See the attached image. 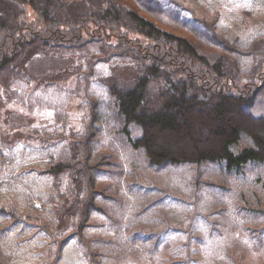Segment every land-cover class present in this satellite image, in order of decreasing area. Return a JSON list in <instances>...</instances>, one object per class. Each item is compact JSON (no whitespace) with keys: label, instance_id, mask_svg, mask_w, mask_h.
<instances>
[{"label":"trees","instance_id":"1","mask_svg":"<svg viewBox=\"0 0 264 264\" xmlns=\"http://www.w3.org/2000/svg\"><path fill=\"white\" fill-rule=\"evenodd\" d=\"M182 3L0 0V82L5 80L0 90L8 91L16 83L8 95L12 103L20 100L30 112L51 109L59 114L62 108L48 105L41 93L35 96L33 89L27 88L30 79L24 64L30 51L73 53L91 67L100 62L130 64L138 73L133 86L106 85L111 86L104 98L106 131L122 133L126 123L134 124L140 136L126 144L142 151L150 167L190 164L197 168L223 162L227 170H239L251 161L264 164V115L251 112L249 99L264 84V36L240 40L220 29L219 17H199ZM165 11H169L167 15ZM46 18L62 22H57V28L54 22L57 31ZM84 76L79 74L80 79ZM151 82L160 83L155 92L150 89ZM78 84L83 85L81 81ZM263 93V89L259 91V95ZM93 101L89 100L93 125L103 133L105 129L94 122L97 107ZM233 111L239 119L230 117ZM100 137L94 133V142L84 143L77 140L81 134H75L73 140L82 145L49 150L35 158L43 161L36 169H25L23 159L10 160L7 154H12L0 141V177L9 186L22 187L16 204H0V264H14L21 244L35 234L51 237L56 244L55 259L70 238L87 241L86 233L96 225L94 214L106 213L105 202L112 198L109 185L99 180L112 176L116 153L99 150ZM241 141L247 145L238 147ZM34 176L46 180L42 195L30 190L31 195L25 188L24 181L35 180ZM20 204L24 210L20 211ZM38 208L45 211L41 219L31 211ZM64 216L71 221L63 228L65 233L56 238V220ZM34 227L40 232L25 238ZM12 242L15 245L10 250ZM52 256L50 250L46 260Z\"/></svg>","mask_w":264,"mask_h":264},{"label":"rangeland","instance_id":"2","mask_svg":"<svg viewBox=\"0 0 264 264\" xmlns=\"http://www.w3.org/2000/svg\"><path fill=\"white\" fill-rule=\"evenodd\" d=\"M182 1L194 15L219 17L220 29L228 35L239 36L240 40L264 36L261 0ZM24 69L30 79L27 88L33 89L35 96L41 93L48 105L62 108L65 114L51 109L30 112L20 100L12 103L9 92L2 87L0 141L12 154H7L9 159H23L25 169H36L43 161L35 158L49 150L58 151L61 146L71 150L82 145L73 140L75 134H81L78 141L87 143L95 133L101 136L99 150L116 153L117 165L111 168L114 172L110 178L99 180L109 185L112 198L105 202L106 213L94 214L96 225L86 233L85 243L70 238L55 259L56 244L51 237L35 234L21 244L14 264H264L263 163L251 161L239 170H227L223 162L197 168L190 164L150 167L142 151L126 144L140 136L135 125L126 123L122 133L110 132L104 119V98L111 87L106 85L133 86L138 77L134 66L100 62L91 67L73 53L33 50L28 53ZM80 73L86 78L80 79ZM159 85L151 82L149 86L155 92ZM262 89L264 84L249 98L256 116L264 115V93L259 95ZM90 99L97 107L95 125L102 126L103 133L93 125ZM237 116L235 111L230 115L239 119ZM109 122L114 124V120ZM36 128L38 131H31ZM48 145L53 146L42 147ZM239 145L247 143L241 141ZM38 177L24 181L30 194L44 193L46 180ZM8 184L0 177V204H16L18 200L21 185ZM19 209L25 208L20 204ZM38 209L31 211L41 219L45 211ZM56 221L53 231L57 238L65 233L63 228L71 219L64 216ZM34 231L40 232L31 228L25 238ZM14 245L9 244L10 250ZM50 250L53 256L46 260Z\"/></svg>","mask_w":264,"mask_h":264},{"label":"bare ground","instance_id":"3","mask_svg":"<svg viewBox=\"0 0 264 264\" xmlns=\"http://www.w3.org/2000/svg\"><path fill=\"white\" fill-rule=\"evenodd\" d=\"M51 16H52V15H50V17H51ZM83 16H86V15H83ZM53 18H54V17H53ZM86 18H87V17H86ZM49 19H51L52 22H51V21H48ZM49 19L46 18V20H47L49 23H50V22H51V23H54V22H55V21H53L54 19H52V18H49ZM83 19H84V18H83ZM87 19L90 20L89 18H87ZM87 19H85V20H87ZM55 20H56V19H55ZM85 20H84V21H85ZM44 21H45V20H44ZM45 22H46V21H45ZM48 22H47L46 24H48ZM57 22H58V23H59V22L62 23L61 21H56L55 23H57ZM86 22L89 23V21H86ZM51 23H50L49 25H51ZM55 23L52 24L53 27H51V26H49V27H51L52 29H55ZM58 23L56 24V28H57V27H60V25H59ZM57 25H59V26H57ZM85 25H86V24H85ZM88 25H89V24H88ZM88 25H86V27H87ZM47 26H48V25H47ZM114 26H115V25H114ZM114 26H113V28L117 29V27H114ZM117 26H119V27H123V26H121L120 24H118ZM52 29H51V30H52ZM120 29H123V28H120ZM120 29L118 28L117 30L120 31ZM126 29H127V28H126ZM126 29H125V30H126ZM51 30H50V31H51ZM55 30L57 31V29H55ZM117 30H116V31H117ZM126 31L128 32V29H127ZM126 31H124V32H126ZM131 32H133V31H131ZM131 32H130V33H131ZM49 33H51V32H49ZM121 33H123V32H121ZM121 33L119 32V33H117V34L121 35ZM51 34H52V33H51ZM128 34H129V32H128ZM125 35H127V34H125ZM116 36H117V35H116ZM129 36H131V34H129L128 37H129ZM16 38H17V37H16ZM16 38H15V40H17ZM123 38H124V37H123ZM15 40H13V41L15 42ZM17 41H18V40H17ZM19 41H20V40H19ZM20 42H21V41H20ZM19 44H20V43H19ZM14 45H16V44H14ZM17 45H18V44H17ZM17 45H16V46H17ZM4 79H6V78H4ZM4 79H3V80H4ZM0 80H1V79H0ZM4 81H5V80H4ZM4 81H1V82H4ZM9 81H10V80H8V82H9ZM1 82H0V86H1ZM5 83L7 84V80H6ZM5 83H4V87L6 88V86H5L6 84H5ZM10 83H11V81H10ZM10 83H9V84H10ZM15 84H16V83H15ZM15 84L13 83V84L10 85V86L7 85V86L10 87V89L8 90L9 93L13 92V91H12V90H13V85H15ZM18 84H21V83H17V85H18ZM2 86H3V85H2ZM9 87H8V88H9ZM20 88H21V86H20ZM18 89H19V88H18ZM3 90H7V89H4V88H3ZM0 91H1V90H0ZM3 92H4V91H3ZM5 92H6V91H5ZM1 93H2V92H1ZM89 139H90V138H89ZM91 142H94V141H91ZM94 144H96V143H94Z\"/></svg>","mask_w":264,"mask_h":264}]
</instances>
